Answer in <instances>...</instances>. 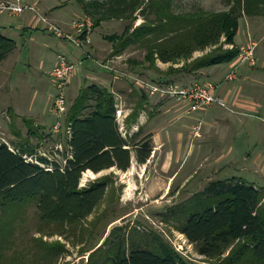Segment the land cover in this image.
Here are the masks:
<instances>
[{"label":"rangeland","instance_id":"374dc122","mask_svg":"<svg viewBox=\"0 0 264 264\" xmlns=\"http://www.w3.org/2000/svg\"><path fill=\"white\" fill-rule=\"evenodd\" d=\"M26 1L31 4H37L39 1L37 6L42 15H45L42 4L52 6L55 3V0ZM172 1V10L176 13L198 9L220 12L228 10L232 4L231 0ZM59 2L68 4L52 8L51 17L58 20L53 21L48 15L45 16L62 30L69 32L70 22L84 17V12L75 0ZM7 13L0 14V24H7L10 18ZM34 14L26 10L21 15L30 18ZM132 18L103 21L92 30L90 43L84 47L64 40L61 38L62 35L59 36L50 29L35 32L33 40L26 43L29 35H18L15 38L17 49L13 52L14 61L12 60L15 65L10 71L12 76L8 84L5 82L8 71H0V141L12 146L35 147L39 153L51 159L60 157L56 153L57 149H60L59 144L56 145L54 142L59 136L51 134L52 125L58 119L53 110V99L57 90L49 74L55 55L64 54L71 61L82 62L71 75L65 90L67 110L80 89L87 83L97 82L104 85L101 77L109 73L108 71L138 74L131 79L134 94L125 103L116 104L120 129L126 135L133 132L131 128H127L125 122L127 116L136 107L145 104V99L149 98L142 97V88L134 77L142 76L140 78L144 80L156 82L171 80L178 86L198 81L204 83L210 81L202 77L206 76L205 71H211V67L197 73L176 69L185 67L187 63L209 53L221 44L223 48L232 47L231 44H224L223 36L218 44L197 48L187 58L179 56L164 59L157 54L151 58L147 54L148 49L140 43H131L119 54H113V43L107 37L121 35L128 23H133L131 28L133 29L144 22L143 15L138 11ZM43 26L48 28L46 23H43ZM176 38L180 40L182 37ZM235 41L241 48H246L253 42L255 53L256 51L259 53L256 65H264V14L244 15L240 19ZM235 60L237 62V59ZM41 61L44 64L39 66ZM217 66L221 74L231 69L228 63ZM243 67H246L245 64H242L238 71L241 72ZM203 71L205 74L201 75ZM116 76L124 79L120 75ZM117 83L119 87L126 86L123 80ZM148 94L153 95L149 92ZM150 100L146 103L145 112L141 110L139 113V116L143 115V121H148L144 122V133L151 135L152 151L149 159L145 163H139L132 152L131 165L126 171L111 168L96 174L85 172L81 184L104 175H110L112 183L104 199L83 222L67 225L42 221L33 202L15 205L6 210L0 209V264H86L91 252L104 243L115 227H123L129 234L136 230L139 233L146 232L161 237L184 257L187 264H219L218 260H210L199 255L177 229L183 213L185 215V212L180 213L179 209L191 196L201 191L208 181L217 178L239 176L264 188V173H255L245 168L256 156L264 153V133L260 129L261 131L255 135L251 133L253 136L249 138L243 133L234 153L228 159L222 160L221 153L224 149L222 144L209 142L202 133L201 113L211 105L192 108L188 101L175 100L165 94L153 95ZM156 100L161 104L154 108L153 103ZM220 106L211 107L210 113L228 114V111ZM64 117L63 115L61 120L64 121ZM256 121L260 125L263 121L261 115ZM42 122L44 127L39 132L43 138H40L31 133V128L35 129L36 124ZM197 126L200 128L196 129ZM233 158L236 163L228 164L225 166L226 172L222 171L224 165ZM137 235L138 233L133 235L136 240Z\"/></svg>","mask_w":264,"mask_h":264},{"label":"trees","instance_id":"16d2710c","mask_svg":"<svg viewBox=\"0 0 264 264\" xmlns=\"http://www.w3.org/2000/svg\"><path fill=\"white\" fill-rule=\"evenodd\" d=\"M75 1L83 16L92 18L94 28L113 18H132L136 11L143 15L142 24L131 29L133 23H128L121 35L107 37L113 43V54L131 43H140L151 58L154 54L164 59L187 58L197 48L218 44L224 36V44H231V48L221 44L176 69L196 73L237 59L241 47L235 38L240 19L264 14V0H231L226 11L198 9L185 13L174 12L172 0ZM179 36L180 40L176 38ZM15 47V40L0 31V61ZM163 81L158 83H175ZM116 104L115 94L106 86L91 82L82 87L64 113L60 131L51 132L59 136L53 139L62 146L56 152L59 158L40 154L35 147L0 141V209L33 202L40 220L67 225L83 222L91 215L112 181L110 175H104L81 184L83 174L111 168L126 171L132 152L137 162L145 163L152 151L151 135L145 134L143 127L122 134ZM141 110L143 104L127 116V128L136 122ZM41 129L36 126L31 133L43 138ZM179 211L185 215L177 229L199 255L219 264H264V188L239 176L213 179ZM130 233L115 227L91 252L86 264H187L161 237L136 230ZM134 233H138L137 240Z\"/></svg>","mask_w":264,"mask_h":264},{"label":"crops","instance_id":"0c3cea01","mask_svg":"<svg viewBox=\"0 0 264 264\" xmlns=\"http://www.w3.org/2000/svg\"><path fill=\"white\" fill-rule=\"evenodd\" d=\"M55 3L52 6H48L46 4H42V10L45 15H48L53 21H57L58 19H55L51 17L52 8H58L60 6H67L68 3H61L59 0H55ZM37 5H39V1L36 2ZM5 13V12H4ZM0 13V14H4ZM8 17H10L7 21V24H0V31L8 36L9 38H12L15 40V38L18 37V35L28 36V39L26 41H32L34 38L35 32H40L41 30L49 31L46 26H43L42 21H40L38 18L35 17V15H31L30 18L24 17L21 14L13 15L10 13H7ZM15 18V19H12ZM64 39V38H63ZM66 40V39H64ZM16 42V41H15ZM238 44V42L236 41ZM17 49V42L16 47L13 51H11L7 57L0 61V71H8L6 81L7 84L11 80V74L10 71L13 70L14 63V53ZM258 52L256 51L257 60L259 59ZM57 60V55H55L54 59L52 60V67L55 65V62ZM71 61V60H70ZM78 60H75L73 62H76ZM44 63L41 61L39 66H42ZM229 69L233 66H236L237 73L239 78L234 82H228L225 80V76L227 72L224 74H221L220 69L217 65L214 67H211V71H204L202 72V75L205 74L206 76H203L202 78H207L210 81L215 82L218 87L216 90V95L222 99L226 106H220L219 104H213L209 108H207L203 113H201V118L203 120V134H205V137L208 139V141H212L215 144H222L223 151L221 153L222 160H225L230 155H232L239 145V141L241 139V135L243 133L247 134V138H249L252 134L255 135L257 132L264 133V65L258 64L256 67H249L245 65L246 67H243V70L239 72L240 66L242 64H238L236 61L229 62ZM228 69V70H229ZM50 72V71H49ZM109 73L104 74V77H101L105 83L104 86H106L108 89H110L114 94L117 101V104H123L127 100L130 99V97L134 94V89L132 80V76H138V74L134 72H124V71H108ZM101 75V74H100ZM116 75L122 76V78H118ZM98 76V75H97ZM142 77V76H140ZM1 80V75H0ZM123 80L125 83V87H119L117 81ZM131 80V81H130ZM144 92H147L145 89ZM147 99H145L143 104V110L141 112H145V106L146 103H149L153 98V95H149L148 92L145 94ZM158 98L157 96H155ZM154 97V98H155ZM158 100V99H157ZM153 103L154 108L159 107L160 102ZM214 105H218L221 108H224L228 111V114L226 113H215L211 114L209 109L213 107ZM232 114V115H230ZM140 118L137 119V121L132 124L131 130L136 131L139 126L143 127L145 129V123L148 121H143L144 117L140 114ZM263 121H261L260 125L257 123V117H260ZM39 116V115H38ZM40 117V116H39ZM139 120V121H138ZM150 120V119H149ZM36 126L44 127L43 122L37 123ZM261 129V130H260ZM126 130V129H125ZM208 131V132H207ZM128 132V130H127ZM252 133V134H251ZM122 134L124 132L122 131ZM130 134V133H129ZM252 135V136H253ZM37 136V135H36ZM152 137L154 138L153 134ZM49 139V138H48ZM57 148V146H56ZM59 148V147H58ZM62 148V146H61ZM43 154V153H40ZM236 161L233 160L227 162L226 165L222 168V171L226 172L225 166L228 164H235ZM246 169H249V171L261 172L264 173V153H260L258 156H256L251 164H248ZM229 177V176H227ZM257 186V185H256Z\"/></svg>","mask_w":264,"mask_h":264},{"label":"built area","instance_id":"2783aa9c","mask_svg":"<svg viewBox=\"0 0 264 264\" xmlns=\"http://www.w3.org/2000/svg\"><path fill=\"white\" fill-rule=\"evenodd\" d=\"M26 10L34 12L43 23H46L50 30H53L57 35L66 38L71 43L79 47H84L90 43V34L94 29V22L91 17L84 16L73 19L70 22V30L64 31L57 24L50 21V19L39 13L37 4L28 3L26 0H0V13L8 12L13 15L24 13ZM255 44L249 43L246 48H241L237 56L238 64H245L249 67H254L257 64V57L254 51ZM88 54V52H86ZM89 56V54H88ZM82 62H73L64 54L57 55V61L51 71L52 84L57 90V94L53 99V110L57 115V121L52 125V132L57 133L61 129V117L67 111L66 87L70 81V77ZM132 78V77H131ZM239 78L236 66H233L227 72L225 80L234 82ZM140 84L141 88L145 89L150 94L166 95L179 101H188L192 108L196 106H210L212 104H219L226 106L225 102L216 95L218 85L213 81L204 83H192L190 85L178 86L172 83H158L147 81L140 77H134ZM119 112V111H118ZM120 113H118L119 116ZM199 129L200 127H195ZM61 149V145H59Z\"/></svg>","mask_w":264,"mask_h":264},{"label":"bare ground","instance_id":"6f19581e","mask_svg":"<svg viewBox=\"0 0 264 264\" xmlns=\"http://www.w3.org/2000/svg\"><path fill=\"white\" fill-rule=\"evenodd\" d=\"M86 172L92 173L91 171H86Z\"/></svg>","mask_w":264,"mask_h":264}]
</instances>
